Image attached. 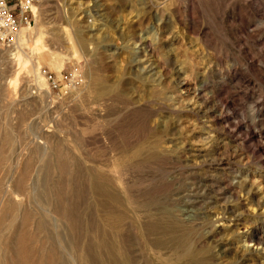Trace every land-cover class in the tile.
Returning a JSON list of instances; mask_svg holds the SVG:
<instances>
[{
  "label": "rangeland",
  "instance_id": "374dc122",
  "mask_svg": "<svg viewBox=\"0 0 264 264\" xmlns=\"http://www.w3.org/2000/svg\"><path fill=\"white\" fill-rule=\"evenodd\" d=\"M33 6L0 46V264H264V0Z\"/></svg>",
  "mask_w": 264,
  "mask_h": 264
},
{
  "label": "built area",
  "instance_id": "2783aa9c",
  "mask_svg": "<svg viewBox=\"0 0 264 264\" xmlns=\"http://www.w3.org/2000/svg\"><path fill=\"white\" fill-rule=\"evenodd\" d=\"M33 5L34 0H0V46H12L20 27L30 26ZM38 75L48 84V89L56 92L74 89L82 82V74L76 67L57 74L39 68Z\"/></svg>",
  "mask_w": 264,
  "mask_h": 264
},
{
  "label": "bare ground",
  "instance_id": "6f19581e",
  "mask_svg": "<svg viewBox=\"0 0 264 264\" xmlns=\"http://www.w3.org/2000/svg\"><path fill=\"white\" fill-rule=\"evenodd\" d=\"M34 10V9H33ZM91 175V174H90ZM93 177V175H91Z\"/></svg>",
  "mask_w": 264,
  "mask_h": 264
}]
</instances>
